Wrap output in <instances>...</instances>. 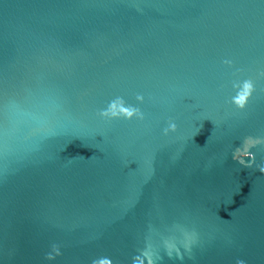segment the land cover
<instances>
[{
	"label": "water",
	"instance_id": "obj_1",
	"mask_svg": "<svg viewBox=\"0 0 264 264\" xmlns=\"http://www.w3.org/2000/svg\"><path fill=\"white\" fill-rule=\"evenodd\" d=\"M0 126V264H264V0H0Z\"/></svg>",
	"mask_w": 264,
	"mask_h": 264
},
{
	"label": "clouds",
	"instance_id": "obj_2",
	"mask_svg": "<svg viewBox=\"0 0 264 264\" xmlns=\"http://www.w3.org/2000/svg\"><path fill=\"white\" fill-rule=\"evenodd\" d=\"M227 63V62H226ZM250 82V81H249ZM253 88H250L249 95H251ZM236 96V95H235ZM235 96L232 99V104L237 109H243V104H237L235 101ZM138 100L141 99V97H137ZM100 115L102 117H105V113L101 112ZM135 117L142 119V115L138 110H135ZM133 116H130L129 119H131ZM176 132V124L172 121L167 122V126L163 129V135L167 136L169 133H175ZM8 132L4 128V126H0V155H7L9 152L8 148V142H7ZM264 143V137L260 136H245L242 138L241 144L239 147L232 150V159L236 160L237 162L245 161L246 159L249 162H252L255 160L253 149L256 148L258 145H261ZM245 167L253 168L256 171H259V173L264 176V161H261L259 164L249 163L245 165ZM60 249L59 246H56V255L59 256ZM139 255V254H137ZM52 257L50 254H47L45 256V260L49 261ZM169 261L171 260V257H168ZM160 261L157 262L159 264ZM91 264V262H90ZM149 264H153L152 261H149ZM179 264H183V261H179ZM235 264H246V261L243 259H236Z\"/></svg>",
	"mask_w": 264,
	"mask_h": 264
}]
</instances>
